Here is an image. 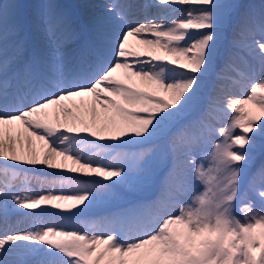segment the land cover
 <instances>
[{"label": "rangeland", "instance_id": "rangeland-1", "mask_svg": "<svg viewBox=\"0 0 264 264\" xmlns=\"http://www.w3.org/2000/svg\"><path fill=\"white\" fill-rule=\"evenodd\" d=\"M33 1L38 9L26 13L28 0H18L17 8L0 19V28L5 18L23 11L37 26L53 22L58 12L68 13L67 25L78 24L69 0ZM152 1L174 8L166 24L176 33L155 40L161 49L155 67L133 70L126 59L128 69L123 68L140 87L120 94L118 106L107 111L108 122L92 125L106 138L96 144L71 143L75 151L127 180L113 184L40 170L56 182L52 187L42 188V179L27 173L4 183L0 200L24 208L7 188L34 186L28 205L32 215L49 212L56 221L44 225L42 218L35 219L29 232L64 255L54 264H118L124 256L125 264H264V174L252 177L264 162V0H238L232 11L224 0ZM20 28L32 30L27 24ZM17 33L0 32V44L11 39L9 46L0 48V60ZM74 37L78 49L70 48L68 38L59 47L73 60L80 54L89 61L83 35L75 31ZM18 56L0 63V90L5 95L16 86L17 75L9 72L29 57L24 48ZM238 76L247 80L244 92L234 101L220 95L221 80ZM193 104L196 107L188 111ZM17 143L13 146L20 156L27 144ZM36 146L41 160L49 151L62 153L48 142ZM130 182L148 194L126 190ZM223 231L228 233L225 242ZM97 240L99 249L91 256L88 244ZM146 247L144 256L140 251Z\"/></svg>", "mask_w": 264, "mask_h": 264}, {"label": "bare ground", "instance_id": "bare-ground-1", "mask_svg": "<svg viewBox=\"0 0 264 264\" xmlns=\"http://www.w3.org/2000/svg\"><path fill=\"white\" fill-rule=\"evenodd\" d=\"M237 1L236 10L239 6ZM17 3L18 0H0V19L14 11ZM69 3L68 7L75 9L71 15L78 23L75 28L67 25V12H58L52 18L53 22L38 26L23 17L24 11L13 18H5V22L1 23L0 32L18 29V33L14 36L8 54L0 63L10 55L16 60L18 52L26 47L29 60L18 65V80L21 83L18 90L6 95L0 90V187L27 173L41 178L42 188L52 187L56 182L51 177L47 178L46 174L43 176L39 170L56 177L83 176L115 184L117 174L113 170L103 169L101 162L75 151L71 148V143L80 140L82 145L88 141L95 142L101 137L106 138L104 131L97 132L92 125L98 127L104 120L108 122L107 111L116 107L120 94L126 90L138 91L140 87L124 70L123 67L128 69L126 59L133 65V70L155 67L161 52L160 47L155 45V40L164 41L176 33L173 27L166 24V17L174 8L162 6L152 0H69ZM34 5L33 0H28L26 13L38 9L39 6ZM19 17H22V21ZM25 24L28 29H32L31 32L27 33V30L21 28L19 30ZM75 31L85 33L89 38L90 46L88 40L83 38V43L90 50V59L87 57L89 61L82 56L78 58L79 54L73 60L65 54L66 48L59 47V42L68 38L70 48L78 49L72 41ZM10 42L11 39L6 40L0 44V48L9 46ZM103 67L106 70L101 74L99 71ZM221 81L223 86L219 91L220 95L233 101L244 92L247 83L241 76ZM1 83L2 81L0 85ZM19 141L27 144L24 155L22 154L24 162L19 161L20 156L13 146ZM46 142L52 147H59L62 153L49 151L45 156L42 155L45 160H41V154H37L38 148L33 146ZM8 147H11L12 156L8 155ZM256 174H264L263 161L258 164L252 177ZM7 191L15 199L29 205L36 189L33 185L27 190L10 186ZM1 193L5 194L0 188V195ZM1 210L4 213L0 214V264H54L58 260H64V255L59 250L47 248L29 232L33 229L35 219L42 218L44 225L54 224L56 216L53 213L39 212L33 216L29 208L9 210L2 207L0 202ZM99 244L98 240L88 244L91 256L97 254ZM153 245L149 247V251ZM149 251L146 247L140 253L145 256ZM125 257L120 258L118 264H125Z\"/></svg>", "mask_w": 264, "mask_h": 264}, {"label": "trees", "instance_id": "trees-1", "mask_svg": "<svg viewBox=\"0 0 264 264\" xmlns=\"http://www.w3.org/2000/svg\"><path fill=\"white\" fill-rule=\"evenodd\" d=\"M224 1H226L227 2V4H228V9H230L231 10V8H232V6H233V4H234V0H224ZM222 23L220 22V23H214V24H212V25H221Z\"/></svg>", "mask_w": 264, "mask_h": 264}]
</instances>
